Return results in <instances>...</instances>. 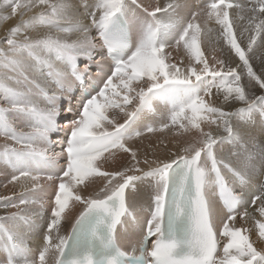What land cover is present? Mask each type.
<instances>
[{"label": "snow or ice", "instance_id": "6c2138e0", "mask_svg": "<svg viewBox=\"0 0 264 264\" xmlns=\"http://www.w3.org/2000/svg\"><path fill=\"white\" fill-rule=\"evenodd\" d=\"M82 6L90 25L74 19L68 0H0V20L19 17L0 46V137L6 141L0 146V163L11 171L9 184L30 179L35 193L43 190L39 182L44 179L53 188L39 264H48L52 252L54 264H264V250L250 241L248 230L230 225L237 217L255 219L249 195L254 211L264 217V139L258 143L251 131L259 114L264 137V95L249 97L242 83L246 74L250 83L264 89V73L257 75L249 55L258 39L264 43V0H208L203 7L189 0H170L164 7L141 0H95ZM190 7H197L190 19L179 16L178 9ZM27 12L33 14L25 18ZM38 29L47 31L36 38L29 35ZM73 32L80 36L69 41ZM213 34L239 64L233 67L215 55L211 61L206 57L201 42ZM181 47L188 60L183 67V61L173 62V51L179 54ZM53 61L70 70L54 71ZM93 65L98 76L106 77L103 87L95 94L85 91L82 107L74 110L73 84L83 87ZM45 68L54 88L29 78ZM26 85L35 87L43 107ZM213 88L217 96L223 94L225 104L239 101L245 107L226 111L216 106ZM161 103L165 109L157 112ZM115 110L124 116L122 123L109 115ZM149 114L159 116L158 126L147 123ZM17 121L29 130L20 129ZM205 123L221 131H206ZM166 130L192 139L163 158L156 151L159 145L146 148L141 159L128 144L145 133ZM62 131L65 137L54 142L52 137ZM55 143H61V152L53 151ZM225 144L238 150L218 157L217 147ZM119 154H125L127 162L107 168L109 162H119ZM62 156L66 163L57 168ZM38 169L52 174H33ZM225 172L239 183V194L229 186ZM97 179L103 186L85 195L84 189ZM142 185L148 192L149 215L141 225L135 206ZM213 187L222 208L211 199ZM252 188L254 192L245 191ZM74 202L83 210L62 235ZM9 206H24L11 219L29 227L35 217H43L44 201L36 196L4 204ZM218 216L223 220L219 233ZM129 218L134 230L125 250L117 244L116 232ZM256 224L264 241V223ZM218 235L226 240L222 248ZM21 237L15 226L0 223V264H35Z\"/></svg>", "mask_w": 264, "mask_h": 264}, {"label": "rangeland", "instance_id": "374dc122", "mask_svg": "<svg viewBox=\"0 0 264 264\" xmlns=\"http://www.w3.org/2000/svg\"><path fill=\"white\" fill-rule=\"evenodd\" d=\"M145 2H147L146 0H144ZM159 0H149V2H151V3H147V5H151L152 7H156L155 5H157V2H158ZM183 1V0H182ZM68 2L72 5V8H73V10H74V19H80V20H82L81 22H83V24L85 23L86 25L88 24V25H90V20L86 17V16H84L82 13H84V8H83V4L85 3V2H87L89 5H91V4H93L94 2H95V0H78V2H79V4L77 5V3H75L76 1H73V0H68ZM81 2V3H80ZM180 2H181V0H180ZM196 3H197V5H199V7H203L207 2H204V3H199V2H197V1H195ZM80 4H81V6H80ZM146 5V4H145ZM81 7V8H80ZM197 10V8L195 7L194 9L193 8H186L185 10L184 9H178V13H179V16L180 17H182V18H189L190 19V12L191 11H196ZM8 11H10V10H8ZM8 11H6V12H4L3 14L4 15H8ZM33 13L32 12H30V13H27L26 14V16L28 17V16H31ZM164 14L163 13H158V16H163ZM26 17V18H27ZM79 17H81V18H79ZM17 23V21L15 22V23H13L11 26H9L8 28H5L4 29V32L2 31V33H1V29H0V46H3V42H4V40L6 39V35H7V31H8V29H10L12 26H14L15 24ZM92 30H95L94 28H91L90 29V32L92 31ZM38 31V32H37ZM36 31V34L35 35H33L32 37H37L39 34H37V33H39V31H40V33H44V31L46 32L47 31V29L45 30V29H38ZM29 35H30V33H29ZM135 39H137L138 38V34H137V31L135 32ZM247 37H248V34L247 33H245V35H244V38H243V41H242V46H244V47H246V45H247V42H248V40H247ZM201 47H202V50L204 51V53H205V55H206V57L211 61V59H212V57L215 55L217 58H223V59H225V60H227L228 62H229V64H230V66H233V67H235L236 65H237V63H240L239 62V60H238V58H236L234 55H229V51H228V49L226 48V47H224L221 43H218L217 42V40H216V36H215V34H213V35H211V36H208V37H204L203 39H202V42H201ZM221 47H224V51H223V54L221 55V53H220V51H219V49L221 48ZM183 52H182V51ZM179 54L177 55L176 54V52H175V50L173 51V56H174V60H173V62H176V63H181V60L183 61V64L181 65L182 67L184 66V65H186L187 63H188V60H187V56L186 55H184V50H183V48L181 47V49L179 50ZM183 55H182V54ZM181 54V56L179 57V55ZM252 58H251V60H250V63L252 64V66H253V69H254V71L257 73V75H260V74H262V73H264V43H261L260 41H259V39H258V41H257V45L256 46H254V52L253 53H250L249 54ZM82 58V57H81ZM80 58V59H81ZM57 62V64H55ZM61 62H59V61H53V66H56L57 67V65H59ZM80 67H83V64L85 63V60L84 59H82L80 62ZM94 66V65H93ZM56 67H53V69H55ZM66 67V66H65ZM68 69V68H67ZM48 69H44V72L43 73H38V72H35V73H31L30 74V76H29V78H31V79H35L36 81H42V83H43V85L44 86H48V87H55V85L54 84H52L50 81H51V78L49 77V75H48V71H47ZM55 70H57V69H55ZM54 70V71H55ZM238 70H240V69H238ZM97 71H96V69H95V66L94 67H92V72H91V74H90V77H91V79L92 80H96V79H98V75H94L95 73H96ZM40 74V75H39ZM36 75H38V76H36ZM33 76V77H32ZM40 77V78H39ZM43 77V78H42ZM37 78H38V80H37ZM46 78V79H45ZM104 79H106V78H104ZM46 82V84H45V82ZM99 82H101V81H99ZM242 83L246 86V92L248 93V95H249V97H254V96H260V95H263L264 94V89H260L259 88V85H256L255 84V82L253 81V82H249L248 81V78H247V76H246V74L244 75V77H243V79H242ZM103 87V84H102V82L100 83V85L98 86V88H101V87ZM26 87H31L33 90H32V92H33V95L34 96H36V97H38L39 99H38V103L40 104V106L41 107H43L44 106V103H43V98L42 97H39L38 96V93H37V90L35 89V87H33L32 85H26ZM43 87V86H42ZM36 90V91H35ZM35 91V92H34ZM214 91V92H213ZM76 92H77V86H76V88H75V91H74V95H73V98L75 97V94H76ZM212 92L214 93V94H216V89L215 88H213V90H212ZM261 92V93H260ZM262 92H263V94H262ZM78 93V92H77ZM212 95V97H211V100H212V102L216 105V106H223L224 108H225V110H232V111H234V110H236V109H239V108H242V107H245V105L244 104H242L241 102H239V101H230L229 103H227V104H225L224 103V101H223V94L221 93L219 96H217V94L216 95ZM78 96H79V93H78ZM221 96V97H220ZM217 97V98H216ZM219 97V98H218ZM214 98H215V100H214ZM3 99V97H2V95H0V105H2L4 102V100L3 101H1ZM220 101H223V102H220ZM235 102V103H234ZM223 103V104H222ZM43 104V105H42ZM234 104V105H233ZM77 106H78V104L77 105H75L74 106V108L76 109L77 108ZM79 106H81L82 107V104L80 103V105ZM73 108V109H74ZM156 108H157V112H160V111H162V110H164L165 109V105H163L162 103L161 104H158L157 106H156ZM160 108V109H159ZM235 108V109H234ZM74 109V110H75ZM162 109V110H161ZM113 113V114H112ZM109 115L110 116H113V115H115L116 116V118H117V120H118V122H122L123 120H124V116L122 115V114H120L119 112H118V110H115V111H110L109 112ZM151 115H153V114H149V116H148V118H147V121L149 120V118L151 117ZM156 117H158V116H156ZM157 119V118H156ZM157 121V122H156ZM254 127H252L251 128V131H252V133L257 137V141H258V143H259V141L261 140V139H264V137H262L261 136V132H260V128H261V125H260V117H259V114H257L255 117H254ZM153 126H158V124H159V117H158V120H154L153 121ZM205 124H207V123H205ZM203 125V127H205L204 129L206 130V131H209V128H211V126H212V128H214V129H217V131L218 132H220L221 130L220 129H218L217 128V126L215 125V124H212V125H209V124H207V125ZM208 126V127H207ZM257 127V128H256ZM19 128L20 129H23L24 131H25V129L23 128V127H20L19 126ZM255 129H256V131H255ZM258 129V130H257ZM141 131H143V129H141ZM210 131H212L211 129H210ZM170 132V131H169ZM168 132V130H166L165 132H154V133H149V134H147V133H145V135L144 136H142L141 138H138L139 140H140V142L143 140L145 143H149V145H152L153 143H156V144H158L159 143V147L161 148V149H165L164 148V145L166 144H168V142L166 141L167 139L168 140H170V139H172V142L174 143V145H175V148L174 149H170V147H168L167 149H169V152H176V151H179V148H180V146H181V144H184V142L185 141H190V139H188L189 137H187V136H184V138L183 137H174V135H173V133L172 132H170L169 133ZM260 132V133H259ZM157 133V134H156ZM159 133V134H158ZM160 134H165V135H160ZM147 136H149V138L150 139H148V140H145V139H147L148 137ZM151 136V137H150ZM152 136H154V137H152ZM155 136H158V137H156L155 138ZM65 137V136H64ZM161 137V138H160ZM151 138H152V140H151ZM154 138V139H153ZM159 138V139H158ZM170 138V139H169ZM176 139V141H174L173 139ZM164 139V140H163ZM0 140H2V141H0V146H2V144H4L6 141L4 140V138L3 137H0ZM149 141V142H148ZM162 141H165V142H163V143H161ZM180 141V142H179ZM132 142H133V140H132ZM144 142H141V143H139L138 142V145L140 146V145H143V144H145ZM153 142V143H152ZM170 142V141H169ZM10 143V142H9ZM128 143L130 144L131 142H129L128 141ZM172 143V144H173ZM172 144H171V147H172ZM132 145V144H131ZM147 145V144H146ZM161 145V146H160ZM168 146V145H167ZM132 147H134L133 145H132ZM176 149V150H175ZM221 149H222V151H221ZM175 150V151H174ZM217 151L216 152H218L217 153V155H220V156H218V157H225V158H227V157H229V154L231 153V152H234V151H237L238 149L237 148H235V147H233L232 145H229V144H225V145H222V146H219V147H217V149H216ZM233 150V151H232ZM220 151H221V153H220ZM224 155V156H223ZM125 156V155H124ZM143 158V156H141V159ZM125 160H126V162H127V160L128 159H126L125 158ZM64 161L66 162V159H64ZM234 163H235V160L233 161ZM110 164H112V163H110ZM120 164H123V163H120V162H118L117 164H113L112 166L113 167H119L120 166ZM112 168V167H111ZM110 168V169H111ZM7 174L9 175V176H11V171H10V169H7ZM225 174H228L227 172H225ZM230 174V173H229ZM48 175V174H47ZM47 175H42V177L43 176H47ZM227 177H229L230 179L232 178L231 177V174L230 175H226ZM8 179H10V177L8 178ZM8 181V180H7ZM44 181H46V180H44V179H41L40 180V185L42 186V185H44ZM231 181H232V183H234V185H235V187H236V189L237 190H239V191H241V188H240V185H239V183L237 182V181H235V180H233V178L231 179ZM3 181L2 180H0V183H1V185H0V217H1V219H0V223H2V224H5L6 226H8V227H13V226H15L16 227V229L22 234V239L24 240V243H25V245L27 246V248H28V250L30 249V247L32 246V243H33V240H29V233H27V227H28V225H26V224H24L23 222H16V223H14V221L11 219V216H12V214L13 213H15V212H20L22 209H23V207L24 206H21V208H14V207H11V206H9V207H4V204L3 203H9V204H18L19 203V200L21 199V198H25L26 196L25 195H27V197L26 198H28V199H31V198H33L34 196L32 195L31 196V194L33 193V189L31 188L32 186V181L29 179V180H26V183H25V180L24 181H21L20 183H12V184H8V182H6V187H4V190H3V183H2ZM29 184H28V183ZM49 181H47V183H48ZM22 183V184H21ZM43 183V184H42ZM17 184V185H16ZM24 184V185H23ZM25 184H27V185H25ZM31 184V185H30ZM49 184L51 185V182H49ZM47 185L46 187H48V188H46L45 189V192H44V196L46 197V199L47 200H43L44 201V209H43V217H42V219H41V221H40V229L42 228V225H44V224H41V223H44L45 222V219L44 218H46V221H47V218H48V216H49V214H50V212H49V208H50V203H51V199L49 200V198H50V195H51V192H52V190H53V188L50 186V185ZM16 185V186H15ZM29 185H30V187H29ZM17 186H19V187H17ZM21 186V187H20ZM24 186H27V187H25V191H24ZM19 188V189H18ZM23 189V190H22ZM31 189V190H30ZM10 190V191H9ZM16 190V191H15ZM22 190V191H21ZM27 190V191H26ZM30 190V191H29ZM253 190V191H252ZM3 191V192H2ZM18 191H21V192H18ZM245 191H249V192H254L255 191V188L253 189H246ZM6 192V193H5ZM26 192V193H25ZM16 193V194H15ZM1 194H3V195H1ZM14 194V195H13ZM49 194V195H48ZM8 195V196H7ZM16 195H17V197H16ZM19 195V196H18ZM10 196V197H9ZM48 196H49V198H48ZM53 196V195H52ZM18 197H19V200H18ZM5 198H7V201H6V199ZM251 199V198H250ZM17 202H16V201ZM49 200V201H48ZM9 201V202H8ZM16 202V203H15ZM138 205V204H137ZM3 206V207H2ZM255 207L256 206H254V205H251L250 204V200H249V208L250 209H255ZM13 208V209H12ZM73 210L75 211V210H78V205H77V203H73ZM5 209V210H4ZM8 209H10V211H8ZM14 210H15V212H14ZM6 211H7V213H6ZM75 214V212L72 214V215H74ZM70 215V217H72V215H71V213L69 214ZM3 218V219H2ZM41 218V217H40ZM224 219H226V218H224ZM3 220H4V222H3ZM240 220V221H239ZM233 223L234 222H236L235 224L237 225V226H235V227H240V228H244V229H247V224H244L243 222H242V220L239 218V217H237V219L235 220V221H232ZM232 222H230V225L231 224H233ZM259 222H261V221H259ZM18 223V224H17ZM39 223V217H35V219H34V222H33V224H38ZM238 223V224H237ZM262 223H264V219L262 220ZM253 224V223H252ZM252 224H250V225H252ZM63 226V225H62ZM223 227V225H219V227L218 228H222ZM63 228H64V226H63ZM63 228L61 227V234L63 235ZM219 229V230H220ZM219 230H218V233H219ZM255 231V232H254ZM43 232H44V230H43ZM43 232H41V237H42V235H43ZM257 233V234H256ZM247 234H248V236H249V238H250V240L251 241H254L255 243H259V244H261L263 247H264V241H261L260 239H259V237H258V228H257V224H256V227H254L253 228V235L254 236H256L257 238H254V237H252L251 235H250V233H248L247 232ZM218 238L220 239V245H219V247H221L222 248V245H223V241H225V238H221V237H219V235H218ZM222 239V240H221ZM29 241V242H28ZM226 242V241H225ZM255 246V245H254ZM39 252V251H38ZM0 254L1 255H3V252H2V249H0ZM49 264V263H48Z\"/></svg>", "mask_w": 264, "mask_h": 264}, {"label": "bare ground", "instance_id": "6f19581e", "mask_svg": "<svg viewBox=\"0 0 264 264\" xmlns=\"http://www.w3.org/2000/svg\"><path fill=\"white\" fill-rule=\"evenodd\" d=\"M71 1V0H70ZM73 1H76L75 3H77V5L79 4V2H78V0H73ZM147 2H145L144 0H141V3H143V4H146L147 5V3H151V2H149V0H146ZM195 1H197V2H199L200 4L201 3H204V2H207L208 0H189V3L190 4H192V5H197V3L195 2ZM170 2V0H159L158 2H157V5H159V6H161V7H164L165 5H167L168 3ZM184 2V0L182 1L181 0V3H183ZM242 2H243V0H242ZM81 3V2H80ZM157 5H155V6H157ZM80 6H81V4H80ZM197 6H199V5H197ZM81 8V7H80ZM190 8H195V7H190ZM197 8V7H196ZM182 9H186V8H182ZM34 11H36L35 9L33 10V12ZM32 12V13H33ZM27 13H30V12H27ZM26 13V14H27ZM83 14V13H82ZM27 16L25 15V18H26ZM75 18V17H74ZM79 18H81V17H79ZM130 19H131V16L129 17ZM18 19H19V17H12V18H10V19H8V20H0V29H1V33H2V31L4 32V29L5 28H8L9 26H11L13 23H15L16 21H18ZM82 21V20H81ZM203 21H204V18L203 17H201L200 18V22L201 23H203ZM83 23V22H82ZM85 24V23H84ZM86 25V24H85ZM88 25V24H87ZM42 30V29H41ZM46 30V29H45ZM137 30H136V27H135V25H133L132 26V39L133 40H135V32H136ZM38 32V31H37ZM45 32V31H44ZM36 34V31L35 32H31L30 33V36H33V35H35ZM37 34H42V33H40V31H39V33H37ZM90 35L93 37V38H96L97 37V33H96V30H92L91 32H90ZM80 36V33H76V32H73V33H70V34H68V36H67V39L69 40V41H73V40H76V39H78V37ZM33 38H36V37H33ZM182 51V50H181ZM183 52V51H182ZM180 53V52H179ZM177 54V53H176ZM182 54V53H181ZM181 54L179 55V57L181 56ZM178 55V54H177ZM183 55V54H182ZM187 58V57H186ZM83 58H81L80 59V61L82 60ZM79 61V62H80ZM182 61V60H181ZM184 61V60H183ZM55 62V61H54ZM86 62V61H85ZM107 63H111L110 61H108ZM55 64H57V62L55 63ZM183 64V63H182ZM181 64V65H182ZM237 64H239V63H237ZM84 65V64H83ZM53 67H56V66H53ZM94 67V66H93ZM47 69V68H46ZM55 69H57V70H55ZM55 69H53V70H55V71H59V72H67V71H69L70 69H67V67H65V65L63 64V63H60L59 65H57V67L55 68ZM96 69V68H95ZM48 71V70H47ZM97 71V70H96ZM39 73V72H38ZM40 75V74H39ZM94 75H97V72L94 74ZM36 76H38V75H36ZM33 77V76H32ZM40 78V77H39ZM43 78V77H42ZM104 78H106V77H101V76H98V79H96V80H92L91 79V77L90 76H88V77H86L85 78V82H86V84H87V86H86V88L85 89H87L88 88V86H89V84L90 83H94V84H96L97 86H99L100 85V83L101 82H99V81H101L102 79H104ZM31 79V78H30ZM46 79V78H45ZM69 79V81L71 80V78L69 77L68 78ZM35 80V79H34ZM37 80H38V78H37ZM36 81V80H35ZM37 83H39L41 86H44L43 85V83H42V81H36ZM45 82V81H44ZM47 82V81H46ZM46 82H45V84H46ZM51 82V81H50ZM76 86H77V84L76 83H74L73 84V88L75 89L76 88ZM101 87V86H100ZM54 88V87H53ZM100 89V88H99ZM33 90V89H32ZM36 91V90H35ZM34 91V92H35ZM99 91V90H98ZM97 91V92H98ZM77 92H78V90H77ZM76 92V94H75V97L73 98V103H72V107L74 108V106L75 105H80V103H81V93H79V96H78V93ZM214 92V91H213ZM88 93H90V91H88ZM261 93V92H260ZM214 94V93H213ZM262 94H263V92H262ZM214 95H216V94H214ZM220 95V94H219ZM264 95V94H263ZM223 96V95H222ZM221 97V96H220ZM217 98V97H216ZM219 98V97H218ZM38 97H37V102H38ZM43 100V99H42ZM214 100H215V98H214ZM1 101H3V99L1 100ZM216 101V100H215ZM4 102V101H3ZM220 102H223V101H220ZM215 103V102H214ZM235 103V102H234ZM216 104V103H215ZM223 104V103H222ZM43 105V104H42ZM164 105V104H163ZM234 105V104H233ZM223 107V106H222ZM75 109V108H74ZM160 109V108H159ZM235 109V108H234ZM162 110V109H161ZM162 111H164V110H162ZM226 111H232V110H226ZM113 114V113H112ZM156 116H158V115H151V117L149 118V120L147 121V123H149V124H152L153 123V121L154 120H158V117H156ZM157 118V119H156ZM63 122V121H62ZM123 122V121H122ZM121 122V123H122ZM157 122V121H156ZM17 124H18V126H20V127H23L24 129H25V131H28L29 129H28V127L26 126V125H24L23 123H20L19 121H17ZM204 125V124H203ZM205 125H207V124H205ZM206 127V126H205ZM204 127V128H205ZM208 127V126H207ZM257 128V127H256ZM206 129V128H205ZM212 130V132L215 134V133H218V131H217V129H214V128H212V126H211V128H209V130ZM207 130V129H206ZM258 130V129H257ZM255 131H256V129H255ZM169 132V131H168ZM170 133V132H169ZM260 133V132H259ZM147 134H149V133H147ZM157 134V133H156ZM159 134V133H158ZM66 135V133L65 132H59V133H56L53 137H52V140L54 141V142H56V141H60L61 140V138H63L64 136ZM160 135H165V134H160ZM187 137H189L188 139H192V136L191 135H186ZM148 138L147 139H145V140H148V139H150L149 138V136H147ZM151 137V136H150ZM152 137H154V136H152ZM156 137H158V136H155V138ZM141 138V137H140ZM161 138V137H160ZM178 138V137H177ZM176 138V139H177ZM183 138H184V136H183ZM154 139V138H153ZM159 139V138H158ZM170 139V138H169ZM176 139L174 138L173 140L174 141H176ZM151 140H152V138H151ZM164 140V139H163ZM0 141H2V140H0ZM167 142H168V146L165 148V149H161L160 147L158 148V149H156V151H157V154L158 155H160L162 158L163 157H167L168 155H169V149H167L168 147H170V149H174L175 148V145H174V143L172 142V139H170V140H166ZM170 141V142H169ZM129 142H131L129 145H133L134 147L133 148H135V149H137L138 150V152H139V155H140V157L141 156H143L144 155V150L146 149V148H148L150 145H149V143H145L143 140L141 141V142H144L145 144H143V145H138V142L139 143H141L140 142V140L137 138V139H134L133 140V142L132 141H129ZM149 142V141H148ZM162 142H165V141H162ZM180 142V141H179ZM153 143V142H152ZM173 143V144H172ZM147 144V145H146ZM171 144H172V147H171ZM3 145V144H2ZM131 145V146H132ZM156 145H159V143L158 144H156V143H153L151 146H153V147H155ZM182 145V144H181ZM37 146H39V142L37 141ZM161 146V145H160ZM176 150V149H175ZM174 150V151H175ZM53 151H55V152H61L62 151V145H61V143H55V146H54V148H53ZM217 151V150H216ZM221 151H222V149H221ZM221 151H220V153H221ZM233 151V150H232ZM218 153V152H217ZM222 154V153H221ZM125 154H119V162L120 163H126V160H125V158L126 159H128V157L125 155ZM218 156H220V155H218ZM224 156V155H223ZM222 157V156H221ZM150 159L152 158V157H149ZM64 159H65V157H60L59 159H58V164H57V168H59L60 166H63L66 162L64 161ZM111 162H109L107 165H106V167L107 168H113V164H110ZM113 165V166H112ZM33 174H36V175H40L41 177H42V175H49V174H52V173H50L47 169H38V170H36V171H34V173ZM226 175H230L229 173L228 174H225V176ZM10 176L7 174V168H6V166L3 164V163H0V180H2L3 182V190H4V187H6V182H7V180H8V178H9ZM44 177V176H43ZM226 179L228 180V183H229V186L233 189V191L234 192H236L237 194H239V190H237L236 189V187H235V185H234V183H232V181H231V179L229 178V177H227L226 176ZM234 180V179H233ZM25 183H26V180H25ZM28 183V182H27ZM9 184V183H8ZM22 184V183H21ZM29 184V183H28ZM43 184V183H42ZM49 184V182L47 183V181H44V185H42V191H40V190H37L35 193L33 192L32 194H31V196L33 195V196H36V197H39V198H42L43 200H47L46 199V197L44 196V192H45V189L46 188H48V187H46L47 185ZM0 185H1V183H0ZM17 185V184H16ZM15 185V186H16ZM24 185V184H23ZM25 185H27V184H25ZM31 185V184H30ZM30 185H29V187H30ZM50 185V184H49ZM28 186V185H27ZM27 186H24V191H25V187H27ZM103 186V181L102 180H100V179H97L96 181H95V183L94 184H92L90 187H88L87 189H84V194L85 195H87V194H89V193H94V192H96V191H99V188L100 187H102ZM17 187H19V186H17ZM21 187V186H20ZM81 187H83V186H81ZM32 188V187H31ZM19 189V188H18ZM254 189V188H253ZM23 190V189H22ZM21 190V191H22ZM31 190V189H30ZM29 190V191H30ZM10 191V190H9ZM16 191V190H15ZM21 191H18V192H21ZM27 191V190H26ZM253 191V190H252ZM3 192V191H2ZM1 193V192H0ZM6 193V192H5ZM26 193V192H25ZM16 194V193H15ZM1 195H3V194H1ZM14 195V194H13ZM49 195V194H48ZM52 195H53V190H52V192H51V195H50V198H49V196H48V198H49V200L52 198ZM8 196V195H7ZM19 196V195H18ZM26 197H27V195H25ZM10 197V196H9ZM16 197H17V195H16ZM25 197V198H26ZM250 195L249 196H246V199H248V200H250ZM211 199L215 202V205H216V207L217 208H222L221 207V205H220V203H219V200H218V192H217V190L215 189V187H213L212 188V191H211ZM1 200V199H0ZM18 200H19V197H18ZM48 200V201H49ZM6 201H7V199H6ZM16 201V200H15ZM51 201V200H50ZM9 202V201H8ZM17 202V201H16ZM15 202V203H16ZM148 202H149V197H148V192H147V190H146V186H141V197H140V199H139V202L136 204V206H135V212H136V216H137V220H138V222H139V224H144V223H146V218L148 217V215H149V211H148ZM6 203V202H5ZM5 203H3V204H5ZM77 205H78V210H73V208H72V211H71V215L75 212V214L74 215H72V217H70V215H69V217H68V219L66 220V221H64L63 223H62V225L64 226V228H63V226H61L62 228H63V235H67V233L69 232V230H70V228H71V225H72V222L74 221V219H75V217L77 216V215H79V213L83 210V205H81V204H79V203H77ZM3 207V206H2ZM10 208V207H9ZM11 209V208H10ZM10 209H8V211H10ZM13 209V208H12ZM5 210V209H4ZM243 209H241V211H242ZM249 210L250 211H252V215L255 217V219H245V220H242V222L244 223V224H247V230H248V233H250V235L252 236V237H254V238H257L256 236H254L253 235V228L254 227H256V222L257 221H261V223H262V220L264 219V217H260V215H259V213L258 212H255L254 211V209H250L249 208ZM14 212H15V210H14ZM1 213V212H0ZM6 213H7V211H6ZM15 213H17V212H15ZM224 218H226V216H224ZM0 219H1V217H0ZM3 219V218H2ZM41 219L42 218H40L39 217V223L38 224H33V223H31V227H29V225H28V227H27V233H29V240H33V243H32V246L30 247V249H29V253H30V258H36L35 259V264H39V261H38V254H39V250L43 247V239H42V237H43V235H42V237L40 236L41 235V232H43V230L46 228V223H47V221H46V218H44L45 219V222L44 223H41V224H44V225H42V228L40 229V221H41ZM240 221V220H239ZM3 222H4V220H3ZM14 223H16V222H14ZM233 223V222H232ZM236 222H234L233 224H231V226H237L236 224H235ZM253 223V224H252ZM18 224V223H17ZM238 224V223H237ZM250 224H252V225H250ZM215 225H216V230H217V233H218V230L220 229V228H218L219 227V225H223V220L218 216L217 217V219H216V221H215ZM134 230V225L132 224V221H131V218H129V220H128V223H126L125 225H123V226H119L118 227V230H117V232H116V240H117V243H118V245H120L122 248H124L125 250H129L128 249V247H127V245H128V240H129V237H130V235H131V233H132V231ZM136 230V236H135V238H139V229L138 228H136L135 229ZM255 232V231H254ZM44 233V232H43ZM257 234V233H256ZM219 239V238H218ZM250 239V238H249ZM220 240V239H219ZM222 240V239H221ZM226 241V240H225ZM225 241H223V242H225ZM251 241V240H250ZM29 242V241H28ZM221 242V241H220ZM254 242V241H253ZM220 245V244H219ZM254 245H255V247H257L258 248V250H264V247L261 245V244H259V243H255L254 242ZM26 246V245H25ZM27 247V246H26ZM1 255V254H0ZM54 260H55V253L54 252H52V253H49V256H48V263L49 264H54Z\"/></svg>", "mask_w": 264, "mask_h": 264}]
</instances>
